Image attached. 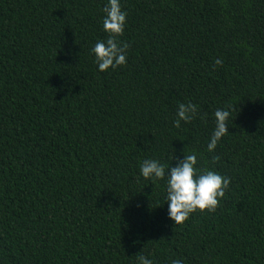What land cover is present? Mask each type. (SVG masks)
<instances>
[{
	"label": "trees",
	"instance_id": "1",
	"mask_svg": "<svg viewBox=\"0 0 264 264\" xmlns=\"http://www.w3.org/2000/svg\"><path fill=\"white\" fill-rule=\"evenodd\" d=\"M106 4L0 0V264H264V0H121L127 62L100 71ZM192 154L230 185L175 224L140 164Z\"/></svg>",
	"mask_w": 264,
	"mask_h": 264
},
{
	"label": "clouds",
	"instance_id": "2",
	"mask_svg": "<svg viewBox=\"0 0 264 264\" xmlns=\"http://www.w3.org/2000/svg\"><path fill=\"white\" fill-rule=\"evenodd\" d=\"M103 12V29L109 36L107 40L97 41L91 49L100 71L126 64L128 47L117 39L123 35L127 23V12L122 9L121 0H107ZM221 63L219 59L215 61L216 65ZM196 114L197 105L190 101L180 103L174 121L175 127L179 128L181 121L190 122ZM230 115L227 109L215 111V128L207 146L209 152H213L221 138L229 132L227 122ZM174 159L178 161L177 164L167 168L157 159H145L139 169L145 179L156 181L166 178L165 199L168 203L169 218L175 224H181L197 210L214 212L220 199L225 196V190L229 188L230 178L212 169L201 171L196 167L195 154L185 155L183 159L175 156ZM136 264H153V261L145 255H139ZM171 264H181V261L173 260Z\"/></svg>",
	"mask_w": 264,
	"mask_h": 264
}]
</instances>
